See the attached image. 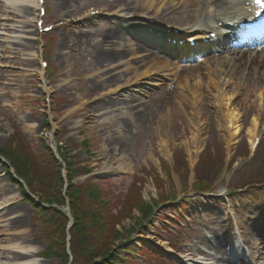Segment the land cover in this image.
I'll return each mask as SVG.
<instances>
[{
  "label": "rangeland",
  "instance_id": "rangeland-1",
  "mask_svg": "<svg viewBox=\"0 0 264 264\" xmlns=\"http://www.w3.org/2000/svg\"><path fill=\"white\" fill-rule=\"evenodd\" d=\"M113 1L72 0L68 3L70 5L67 8H63L65 2L62 0H47L46 25L65 19L76 20L90 8L115 13L121 4L114 6ZM186 2L187 0L182 3L178 0L179 6L183 5L184 7ZM129 13V15L136 16L140 12ZM36 14L37 12H32L25 18L17 19L19 24L8 23L12 26L24 27L22 22L34 19ZM148 16H154L152 11ZM160 17L161 19L165 18L162 21H167V23L179 25L188 23V21L182 22L180 18L176 19V16L172 20H169L168 15ZM94 21L89 28L83 29L81 28L83 23L66 24L64 28L78 26L73 30L83 34L77 45H72V48L70 46L61 48L63 35L54 30L50 34L39 35L41 38L31 42L30 50H24L22 45L20 48L18 47L19 49L12 50L11 57L14 53H18L15 56L22 63L21 61L14 62L10 56L0 58V150H6L8 146L19 151L23 149V153L28 159L30 158L31 161L35 159L40 162L43 168H47L49 160L46 156L50 155V152L46 143L51 146L52 139H55L57 145L60 146L61 159L65 163L70 162L72 166L71 171L69 166H66L68 169L66 172L62 161L57 163L58 167L60 166L64 171L62 172L60 168L57 170V172H61L64 184L66 182L69 185L72 182L74 186L82 190L86 187L96 189L100 196V202L97 205L88 201L90 207L94 205L92 209L101 210L106 206L109 212L106 211L105 214L109 217L117 215L121 206L125 205V197L130 191L133 192L135 198L144 201L153 210L157 203L163 202L167 198L170 199L176 195L178 198L183 196L187 187L192 186L191 184H194L196 180L213 181L214 184L211 187L215 188L217 193L222 188L233 187L234 184L248 185L253 181H264V118L261 120L258 118V115L262 111L264 112V107L257 104L255 97L250 95V91H245L246 89L243 87L242 91L239 89V93L233 98V108L241 116L239 119L241 131L235 138L234 146L230 145L231 147H228L225 141V139L228 140V137H224L227 131L223 130L226 121L222 120V111H226V108L224 107L220 111V108L216 107L214 103L213 106L210 105L209 95L204 96L202 103L198 105L203 112L204 123L199 128V142L194 146L190 140L194 128L191 127L189 119L192 118L191 113L194 108L196 109V106H193V101L197 99V96L195 99L189 96L183 100L185 97L184 95L180 96L181 90L180 87L177 88V82L171 85L165 83L161 86H145L159 94L147 96L149 99H143L145 106L141 108L145 111L139 119H135V117L131 119L130 112H128L126 116L124 115V120H121V117H114L112 121L103 124L102 118L96 110H105L108 107L98 108V105L106 102L105 98L108 97L103 96V93L120 84L122 86L127 80L116 82L117 84L100 85L96 83L97 86L91 84L92 81H95L93 74L98 72L94 46L101 40V32L111 25L108 18H102L100 15ZM30 24L31 30L35 31L32 36H37L35 20ZM141 26L143 27L142 24ZM6 34L10 35V33ZM42 40L45 42V47L48 43L46 55V61L49 64L48 71H50L48 80L50 87H54L51 104L46 102L47 97L42 85L40 65ZM64 51L65 55L62 54ZM30 54L34 57H30ZM210 60L213 59L207 61ZM196 64L191 62L190 64H175V66L176 68L179 66L194 68ZM13 67L18 70H12ZM21 68L23 69L21 70ZM178 73L180 74V70ZM89 81L90 84H88ZM124 91L128 94L131 93L132 96V92L137 89L130 87L129 90ZM124 91L120 93L124 94ZM151 91L149 93H152ZM171 93L172 95H169ZM94 101L95 103H93ZM74 109L75 111L70 113ZM254 118L259 119V128L262 131L257 137L259 139L256 138L259 144L255 153H253L252 147L256 140L253 142L247 134ZM74 122H77V125ZM121 122H123V132L110 136L109 131L120 127ZM29 124H32L33 127L30 129L32 134L27 132ZM124 131L133 132L128 134ZM106 132L109 134H104ZM159 132H164L161 133L160 138L157 137ZM17 138L22 146L18 143ZM162 140H164L163 146L160 145ZM167 140H169L168 145ZM231 143L232 141L229 144ZM188 151L193 152L189 154ZM52 153L54 154L55 151ZM117 165H122V169H117ZM222 165L225 166L221 174L212 180V173L214 174ZM112 166L116 169H112ZM88 170L89 172H87ZM4 171L5 168L0 163V193H3L0 204L14 201L9 205L19 208L9 217L0 218V225H4L2 222L14 216L22 217L23 222L20 226L21 229L14 232L9 228L6 231L0 229V236L4 237H0V246L4 243L3 247L8 246L9 243L11 244L9 240L14 237L15 242L12 243H19L40 251L37 256L39 264H60L55 258H44L49 241L40 233L41 230H45V228L42 229L43 222L37 217L34 203L24 197L25 193L21 187L12 183ZM66 175L69 183L65 180ZM65 186H63V197L65 196V202L69 203L72 201V197L69 198V187ZM243 192V194L234 193L232 200L237 203V215L249 234V241L253 242L257 238L253 237L252 230L260 232L264 227V185L258 189H253V186L250 185ZM35 195L41 199V194ZM185 195L186 201L174 205V209L171 210L167 207L164 210L162 205L156 210L153 213V221L147 224L144 230H139L140 224L136 225L137 220L141 218L139 209L133 212L130 220L123 223L125 227L123 233L125 229L130 230V225H134L135 229L138 228L140 231L128 245V257L123 253V247L117 251L128 261L124 264H175L172 257L161 256V251L155 245H161L158 235L161 238L174 239V241H177V237L184 238L186 243L183 247L184 251L187 256L194 257V261L198 260L199 263H202L200 259L204 257L205 259L214 258L213 262H216L214 264H224L223 261L215 257L217 253L212 249L216 245L223 247L225 244L223 206L212 200V197ZM252 195H257L256 204L252 201ZM243 197L244 202H242ZM84 200L87 202L85 195L84 199L82 198L83 203ZM127 205L130 204L127 202ZM67 208L68 206L65 207V210ZM65 210L64 213L67 214ZM151 210L150 212H152ZM103 211L105 212L104 209ZM194 211H200L203 214L199 213L194 216ZM73 213L72 210L71 218L74 221L76 217ZM143 233L147 236H144ZM210 234H213L214 237L208 238L207 235ZM145 237L148 240L144 239ZM5 238L9 240H5ZM1 249L3 248L0 247ZM146 249L153 250L158 256L155 257L147 251L142 252ZM0 256L3 257L1 251Z\"/></svg>",
  "mask_w": 264,
  "mask_h": 264
},
{
  "label": "bare ground",
  "instance_id": "bare-ground-1",
  "mask_svg": "<svg viewBox=\"0 0 264 264\" xmlns=\"http://www.w3.org/2000/svg\"><path fill=\"white\" fill-rule=\"evenodd\" d=\"M180 1L182 3L184 0ZM36 2V0H0L1 59L3 56L11 57L12 50L19 49L21 45L24 46V50H30L32 48L31 42L39 39V37H37L38 33L37 36H32L34 30H31L32 27H29L33 19H29V21L27 19V21L22 22V25H25L24 27L12 26L8 23L12 22L19 24L20 22H17V19L25 18L32 12L36 13L38 11ZM62 2H65L63 8H67L70 5H68V3L72 2V0H62ZM187 2L190 3L189 6L184 4L183 7V5L179 6L178 0H114L112 3L114 6L121 4L118 11L113 14H106L104 12L106 10H104L103 13H101V16H106L105 18L112 17L113 19L110 21L111 25L106 30L104 29V31L101 32V40L99 43L94 46L98 72L93 74L95 81H92L91 84H93V86H97V84L104 85L106 83L117 84L116 82L124 80H127V82L123 83L122 86L120 84L117 87H113L112 89L110 88L109 91L106 90L103 93V96H108V100L104 97L106 102H103L102 105L99 104L98 108L108 107H106L105 110H96L102 118L103 124L108 123L107 121H112L114 117H121L120 119L124 120L128 112H130L131 119H134V117L135 119H139L140 115H142L145 111V109L143 110L141 108L145 106L143 99H147V96H156L159 94L154 93V91L152 92L151 90L145 88V86H161L165 83L171 85L177 82V88L180 87L181 90L180 96L184 95L185 97L183 100H186L189 96H192L195 99L197 96V99L193 101V106H196V109L194 108V111L191 113L192 118L189 119L191 127L194 128V132H192V137L190 139L194 146L195 143L199 142V128L204 123V118L202 117L203 112L198 105L202 103V99L206 95L210 96V105L213 106L214 103L216 107L220 108V111H222L224 107L226 108V111H222V120L226 121L225 127L222 128L227 131L224 137H228V140L225 139L228 147L230 145L234 146L235 138H237L241 131V127L239 125V119L241 116L236 109L233 108L232 103L234 96L239 93V89L242 91L243 87L246 89L245 91H250V95L255 97L257 104L264 107V50H250L248 48L249 45H246L248 48L247 50L228 46L220 53L217 51L219 56L214 57L213 60L207 61V57L200 63L201 65H198L197 67H181V72L179 74L178 72L180 67L176 68L175 64H181L183 58H189V62L191 61L190 59L192 56V58H202L205 54L209 53L206 52V48L209 47V45H203L194 51L188 48L171 47V49L174 48L173 50L177 51L178 59H180L173 61L171 56H173L175 51L170 50V53L164 54L160 52L162 50L161 48L157 50L155 46H153L154 49H149L147 47L145 44L146 42L142 40V38H145V36H143L145 32L139 30L142 28L141 23L135 22L134 19L140 20V17L149 15L150 11H152L155 18H159V16L163 14L165 16L168 15L169 19H173V17L176 16V19L185 17L187 19L194 18L197 20L200 15L199 13L201 12L205 14L206 11V19L207 21H210V19H212L211 15L214 16V19L220 17L221 15L217 14V11H219L221 6L227 5L226 2H219L207 11L206 7L208 4L212 3V0H187ZM135 11L143 14H141V16L136 15L134 17H127V15L130 14L129 12ZM91 17V10L82 15L81 19L86 20L83 21V24H81L82 29L89 28L91 23L95 22L94 20L97 19ZM149 18L154 19L153 17ZM77 27L78 26H68L66 28L56 30V32H61L63 35V44L60 46L61 48H68V46L72 48V45H77V42L80 40L79 38H81L80 36L83 35L82 32L73 30ZM145 28V30L150 29L148 26ZM6 33H10V35ZM218 50L220 49L218 48ZM62 54L65 55L66 52L64 51ZM15 55L17 56L18 53H14L11 58L16 63L20 62L21 60L16 58ZM29 56L34 57V55L31 54ZM23 61L26 62L27 60ZM22 69L23 68H21V70ZM12 70L18 69L13 67ZM176 70H178V72H176ZM88 84H90V81ZM130 87H134L135 90L137 89V91H134L135 93L132 92V96L130 95L131 93L128 94V92L124 91L129 90ZM53 88L51 90H53ZM47 91L50 92L49 89H47ZM121 91H124V94L120 93ZM149 91L152 93H149ZM169 95H172V93ZM121 101L123 102L120 103ZM93 103H95V101ZM75 109L70 111V113L74 112ZM258 118L260 120L264 118L263 111L258 115ZM259 119L254 118L251 129L247 131L250 140H253V142L259 139L257 137H259L260 133H262L259 128ZM115 120L117 121L118 119ZM76 123L77 122H74L75 125H77ZM31 128H33L32 124H29L27 132L32 134L33 132L30 130ZM133 131L135 132V129H133ZM133 131L124 132L130 134ZM122 132L123 122H121L120 127L114 131H109L110 136L121 134ZM109 133L106 132L104 134ZM161 133L164 132H159L157 135L158 138L161 137ZM163 141L164 140L160 143L162 146ZM231 141L232 143L229 144ZM166 142L168 145L169 140ZM192 152L193 151H188L189 154H192ZM112 169H116V167L112 166ZM117 169L121 170L122 165H117ZM2 196L3 193H0V198ZM13 202L14 201L11 203ZM11 203L3 205L0 204V210L4 209L5 211L1 212V219L9 217L12 213H15L16 209L19 208L11 207L12 205H9ZM8 206H10V208H8ZM22 222V217L14 216L2 222L4 225H0V229H4L3 231H6V229L8 230L9 228V230L14 232L15 230L21 229L20 226ZM13 234L15 235L16 233ZM2 236L0 237L4 238ZM13 238L10 240L5 238V240H9L11 242L9 245L7 243L8 246L5 247H3L5 243L2 241L4 244L0 246L3 248L0 251L3 257L0 256V264H39L37 256L40 251L32 249V247L22 246L19 243H12L15 242ZM155 245L156 247L160 246V244ZM161 246L164 252H172L171 249H168L164 245ZM218 254L222 255L220 253ZM188 262L190 264H194L193 259H188ZM205 263L213 264L212 262Z\"/></svg>",
  "mask_w": 264,
  "mask_h": 264
},
{
  "label": "trees",
  "instance_id": "trees-1",
  "mask_svg": "<svg viewBox=\"0 0 264 264\" xmlns=\"http://www.w3.org/2000/svg\"><path fill=\"white\" fill-rule=\"evenodd\" d=\"M17 141L20 143L18 138ZM20 146H22L21 143ZM1 153L11 161L32 192L41 194V200L44 203L59 207L66 205L63 197L65 184L61 172H57L59 167L51 152L50 155L46 153L49 160L47 168H43L40 162L35 159L33 161L28 159L23 153V149L19 151L8 146ZM71 168L69 167L70 171ZM204 185L202 180L197 187L202 189ZM68 193L69 198L72 197L71 210L76 217L70 230L73 261L70 263L67 251V228L70 221L66 214L58 208L47 209L34 203L37 217L43 222L42 229L45 228L40 233L49 241L44 257L46 259L55 258L60 264H119V262L122 264L124 260L113 251V247L117 241L127 238L128 234L135 230V226H130V230L125 229L123 233L125 228L123 223L130 220L133 212L139 209L141 218L137 220L136 225L141 224L150 214L151 207L139 198H135L133 192L130 191L125 197V205L121 206L117 215L109 217L105 214L106 206L103 208L105 212L103 209H92L94 205L90 207L88 201L95 204L100 202V196L96 189L86 187L82 190L71 186ZM84 195L87 196V202L84 200L83 203ZM127 202L130 205H127ZM103 204L105 205V203Z\"/></svg>",
  "mask_w": 264,
  "mask_h": 264
},
{
  "label": "snow or ice",
  "instance_id": "snow-or-ice-1",
  "mask_svg": "<svg viewBox=\"0 0 264 264\" xmlns=\"http://www.w3.org/2000/svg\"><path fill=\"white\" fill-rule=\"evenodd\" d=\"M256 3L261 4L262 6H264V0H256Z\"/></svg>",
  "mask_w": 264,
  "mask_h": 264
}]
</instances>
